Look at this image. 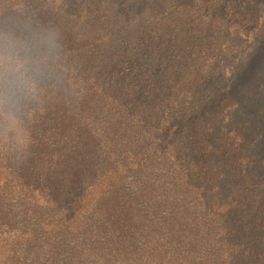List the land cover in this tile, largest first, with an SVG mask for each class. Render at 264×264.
Segmentation results:
<instances>
[{"label": "trees", "instance_id": "obj_1", "mask_svg": "<svg viewBox=\"0 0 264 264\" xmlns=\"http://www.w3.org/2000/svg\"><path fill=\"white\" fill-rule=\"evenodd\" d=\"M237 7L0 0V264H264L251 122L197 48L264 36Z\"/></svg>", "mask_w": 264, "mask_h": 264}, {"label": "rangeland", "instance_id": "obj_2", "mask_svg": "<svg viewBox=\"0 0 264 264\" xmlns=\"http://www.w3.org/2000/svg\"><path fill=\"white\" fill-rule=\"evenodd\" d=\"M236 13L244 19L248 15L252 22L250 27L256 28V20H264V0H234ZM223 21L214 23L215 30L208 38L197 45L207 50L210 55L209 68L216 72L209 77L207 88L221 92L229 86L233 90L235 100L241 102L243 113L238 115L246 126L251 122L252 129L250 154L261 165H254L253 172L264 178V36L255 38L237 33V27L224 31L228 25ZM222 26V27H221ZM228 34V36H227ZM196 45V44H195ZM250 127V126H249Z\"/></svg>", "mask_w": 264, "mask_h": 264}]
</instances>
